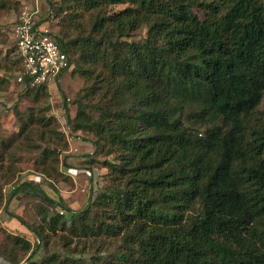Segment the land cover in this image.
Segmentation results:
<instances>
[{
	"label": "trees",
	"instance_id": "trees-1",
	"mask_svg": "<svg viewBox=\"0 0 264 264\" xmlns=\"http://www.w3.org/2000/svg\"><path fill=\"white\" fill-rule=\"evenodd\" d=\"M46 2L50 34L89 83L64 124L113 158L101 163L104 189L78 213L33 182L13 185L7 202L33 195L60 211L38 208L35 227L18 218L38 243L7 236L4 263L264 264V0ZM142 26L146 38L129 42ZM20 84L33 104L43 100L46 84ZM18 118L17 133L0 135V172L23 149L53 178L63 133L47 111ZM56 232L62 254L48 249Z\"/></svg>",
	"mask_w": 264,
	"mask_h": 264
},
{
	"label": "rangeland",
	"instance_id": "rangeland-1",
	"mask_svg": "<svg viewBox=\"0 0 264 264\" xmlns=\"http://www.w3.org/2000/svg\"><path fill=\"white\" fill-rule=\"evenodd\" d=\"M9 5L8 9L0 11V65L3 64L1 62H5L2 59L6 56V64L11 67V62L14 66L17 65L16 62L19 64L17 52L12 43V30L23 12L34 14L35 20L51 33H56L58 26L57 21L51 17L52 11L46 0H10ZM47 18L48 21H46ZM145 38L146 28L142 26L128 41L141 43ZM14 66L10 72L0 69V78H4V82L0 83V135L6 140L9 139L18 132L19 116L27 118L32 111L37 113L43 110L53 117L57 129L63 133L66 147L64 149L58 147V173L53 178H46L35 170L34 164L38 160L37 153L23 149L13 150V160L9 161L0 172V192L2 193L0 198V264L7 262L3 256L5 247H8L7 236L22 237L32 249L38 243L34 233L18 218L30 227H35L40 222L38 208L44 207L53 214L60 211L58 208H53L47 199L33 195L18 194L7 202L13 185L25 181L33 182L40 186L49 199L56 202L62 201L73 212L78 213L87 206L90 197L94 200L104 189L107 170L101 163L113 158L112 155L95 153L89 136L73 132L70 126L67 127L68 123L64 124L67 118L74 117L76 102L79 99L84 102L82 96L89 87V83L85 82L75 71L74 65H71L57 81L47 85L46 94L41 98L43 100L37 104H33L24 97L23 85L18 82L16 73L18 66ZM63 99L68 103V116L63 108ZM91 114L96 118L94 112ZM183 120L186 123L192 120L198 125V120L194 119L193 115H185ZM90 215L98 223V213L94 206L91 208ZM61 235L62 232H56L52 236L49 250H56L61 254L65 251L61 242L57 240ZM73 246L74 244L71 245ZM44 254L45 248L41 244L32 261H40ZM83 256L87 257V254Z\"/></svg>",
	"mask_w": 264,
	"mask_h": 264
},
{
	"label": "built area",
	"instance_id": "built-area-1",
	"mask_svg": "<svg viewBox=\"0 0 264 264\" xmlns=\"http://www.w3.org/2000/svg\"><path fill=\"white\" fill-rule=\"evenodd\" d=\"M12 43L22 65L20 83L26 77L31 86L50 85L69 68L68 56L34 14L23 12L12 30Z\"/></svg>",
	"mask_w": 264,
	"mask_h": 264
}]
</instances>
